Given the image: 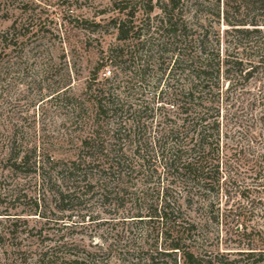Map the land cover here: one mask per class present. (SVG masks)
Listing matches in <instances>:
<instances>
[{
  "label": "rangeland",
  "instance_id": "1",
  "mask_svg": "<svg viewBox=\"0 0 264 264\" xmlns=\"http://www.w3.org/2000/svg\"><path fill=\"white\" fill-rule=\"evenodd\" d=\"M156 1L153 0L155 9L149 18L144 13L142 1L131 5L135 12L133 23L140 27L139 42L143 45L135 54V60L128 52L135 41L121 42L116 38L114 22L127 18V11H118L123 5L120 0H0V264H49L54 257L67 259L75 254L84 257L87 252L92 253L91 261L95 264H135L136 258L128 251H134L139 244L149 247L144 244L142 225L121 222L125 217L119 214L122 211L115 215L95 199L82 206L80 212L72 214L69 220L73 223L60 217L58 212L50 209L49 193L45 183L43 186L37 178L38 172L11 170L10 164L4 160L9 141L14 139L18 146L16 152L32 151L29 153L32 163L41 162L44 156L70 161L84 154L83 142L89 139L92 129L89 119H95L90 94L96 87L109 88L115 81H129L134 75L133 71H130L131 75L129 71L125 76L119 74V67L106 61L118 48L124 50V56L116 62L130 61L134 69H146L142 80L134 78L133 82L139 81L134 89L125 94L119 90L115 93L127 100L131 112L140 111L142 114L138 123L126 116L120 117L125 126L118 141L112 138L111 132L120 121L113 117L101 120L100 125L109 132L102 138L103 147L107 150L120 145L125 153L130 154L138 142L148 145L151 158L158 166L152 187L160 192L161 197L168 189L169 201L172 202L173 198L189 209L187 212L198 224L199 240L211 242L212 248L221 251L242 248L237 246L240 236L234 234L233 229L240 231L244 224L264 240V202L251 214H246L249 220L244 223L226 211L234 209L237 202L246 205L247 200L233 196L225 204L221 192L216 219L210 220L206 205L215 200L214 195L203 200L195 197L188 206L181 178L172 175V168L162 170L159 166L158 145L165 146L167 159H171L175 147L172 127L180 128L179 122H172V117H177L173 99L180 85L176 77H172V34L155 31L162 16ZM159 1L161 4L165 0ZM182 13L191 24L195 25L196 21L204 23L210 44L219 39V52L223 58L228 45L225 30L230 27L210 16L195 18L192 1L185 3ZM228 49L231 52L233 46ZM101 61H105L103 67H100ZM221 84L223 91L219 105L223 133L226 122L236 120L247 127L260 112H264V68L247 84L238 82L228 94H225L227 83L221 81ZM253 100L262 102L254 108L251 107ZM145 104L146 111L143 109ZM261 128L256 126L250 132L255 136L254 132H260ZM233 131L235 139H241L247 147L252 136H240L237 130ZM226 141L230 143L229 139L222 137L221 142ZM261 142L263 144L255 149L264 148V139ZM232 169L240 184H252L247 167L238 168L233 164ZM258 193L264 199V189ZM257 195L253 193L251 197ZM35 201L48 207L45 212L48 220L35 215ZM81 215L85 216L84 220ZM96 215L94 221L89 218ZM56 219L64 220L56 224ZM159 238L157 248L167 249L165 243L171 241L172 232L166 242L163 236ZM134 239L137 244L133 243ZM43 254L46 255L44 261L41 260ZM169 260L162 257L159 264H170Z\"/></svg>",
  "mask_w": 264,
  "mask_h": 264
},
{
  "label": "trees",
  "instance_id": "2",
  "mask_svg": "<svg viewBox=\"0 0 264 264\" xmlns=\"http://www.w3.org/2000/svg\"><path fill=\"white\" fill-rule=\"evenodd\" d=\"M137 1H142L144 13L149 18L155 9L153 0ZM137 1L134 3L132 0H120L123 5L118 11H127V18L114 22L118 41H135L136 44L128 51L129 57H134L135 60V54L143 46L139 42L140 27L133 23L135 12L131 5L137 4ZM189 1L194 4L195 18L201 15L207 18L210 16L216 22L222 21L230 27L225 30L228 45L223 58L219 52V39L210 44L204 23L196 21L195 25L191 24L182 13V7ZM156 2L162 16L155 31L172 34V77H176V82L180 85L173 99L177 106V117H172L173 124L179 122L180 128L172 127L175 147L172 148L171 159H167L165 146L158 145L161 157L159 166L162 170L172 168V175L181 178L188 206H191L195 197H201L203 200L210 194L214 195L215 200L208 201L206 205L210 220L216 219L221 192L226 200L225 204L229 203L233 196L246 199V205L237 202L234 209L226 211L229 216L245 223L249 220L246 214H251L264 202L263 197L257 195L261 188L264 189V148L255 149L257 145L259 147L263 144L261 141L264 139V112H260L258 118L252 120L247 127L236 120L234 123L226 122V130L223 133L219 96L223 91L221 81L227 83L225 94H228L238 82L247 84L264 68V0H165L161 4L159 0ZM231 45L233 49L228 52ZM123 52L121 48L116 49L106 61L118 66L119 74L125 76L129 71L131 75L130 71H133L134 75L129 81H115L109 88L96 87L94 93L90 94L95 119H89L92 129L89 139L83 142L84 154L70 161L44 156L41 162L36 160L32 163L29 156L32 151L16 152L18 146L14 139L9 141L4 160L10 164L11 170L26 169L38 172L37 178H40L43 186L45 183L49 193L52 205L50 209L71 223L73 222L69 219H72V214L80 212L82 206L95 199L115 215L122 211L119 214L125 217H122L121 222L142 225L145 231L144 244L149 247L144 248L139 244L134 251H128L136 258L135 264H159L162 257H168L170 260L167 262L170 264H264V240L253 229H247L244 223L240 231L233 229V233L240 236L237 246H242L235 251L214 249L211 242L199 240L198 224L187 212L189 209L173 198L172 202L169 201L168 189L165 192L163 190L161 197L160 192L152 187L158 166L151 158L148 145L138 142L130 154L125 153L123 147L118 144L117 148L106 150L103 147L102 138L109 132L104 131L100 125L101 120L113 117L117 122L120 121L116 124L114 132H111L112 138L118 141L125 126L121 118L126 116L138 123L142 114L140 111L131 112V105L127 100L121 99L120 94H115L118 90L125 94L134 89L136 83H139L133 82L134 78L142 80L146 72L144 67L134 69L130 61L116 62V59L124 56ZM104 62L101 61L100 67L105 65ZM227 99L228 97L226 101ZM261 102L262 100H253L251 107L256 108ZM143 109L147 110V104ZM81 113L80 110L79 114ZM256 126L262 128L260 132H254L253 136L251 132ZM139 130L141 129L137 131L140 132ZM233 130H237L240 136H252L247 142V147L241 139H235V134L231 133ZM136 136L139 138L138 133ZM125 137L127 139L128 134ZM222 137L229 139L230 143L226 141L223 144ZM94 141L97 142L96 145ZM161 163L164 164L163 167ZM233 164L238 168L247 167L246 172L248 176H252L253 185L244 182L241 185L237 181L232 169ZM253 193L257 196L252 198ZM39 201L34 202V213L37 217L48 220L45 217L48 207L39 204ZM65 213L68 214L64 215ZM97 216L89 218L94 221ZM84 218L85 216L81 215V219ZM60 220L64 219H56L55 223ZM171 232V241L165 243L167 249L157 248L159 237L163 236L166 242ZM133 243L137 244V239H134ZM45 257L43 254L41 260L44 261ZM91 259L92 253L87 252L84 257L75 254L67 259L54 257L53 260L47 261L49 264H95Z\"/></svg>",
  "mask_w": 264,
  "mask_h": 264
}]
</instances>
